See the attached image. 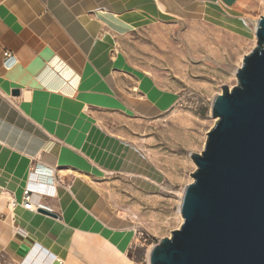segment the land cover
Wrapping results in <instances>:
<instances>
[{
    "label": "crops",
    "instance_id": "1",
    "mask_svg": "<svg viewBox=\"0 0 264 264\" xmlns=\"http://www.w3.org/2000/svg\"><path fill=\"white\" fill-rule=\"evenodd\" d=\"M93 1L0 0V255L7 257L0 264H120L122 253L131 261L132 225L115 217L85 179L129 171L139 156L109 121L161 116L174 95L146 73H126L122 56L113 54L118 32L96 9L134 27L120 33L128 34L167 15L197 19L209 3L184 0V16L166 4L179 7L181 0ZM91 21L100 23L96 33ZM6 52L16 60L11 68L4 65ZM35 173L49 196L34 201L57 217L9 209L8 194L21 202Z\"/></svg>",
    "mask_w": 264,
    "mask_h": 264
},
{
    "label": "rangeland",
    "instance_id": "2",
    "mask_svg": "<svg viewBox=\"0 0 264 264\" xmlns=\"http://www.w3.org/2000/svg\"><path fill=\"white\" fill-rule=\"evenodd\" d=\"M221 1L226 2L225 12L216 8L215 0H208L212 13L229 23L241 19L247 34L236 22L238 27L234 23L229 27L202 16L175 20L169 15L128 34H115L113 54L122 56L130 68L126 73L133 77L131 73H146L158 89L174 95L173 107L161 116L109 121L145 162L135 156L129 171L98 181L85 177L111 213L132 225L134 238L127 257L133 264H149V249L181 228V199L197 171L191 155L205 150L207 134L217 123L211 115L213 102L223 87L238 85L236 72L256 47L253 34L264 16V0ZM0 259L7 257L1 254Z\"/></svg>",
    "mask_w": 264,
    "mask_h": 264
},
{
    "label": "water",
    "instance_id": "3",
    "mask_svg": "<svg viewBox=\"0 0 264 264\" xmlns=\"http://www.w3.org/2000/svg\"><path fill=\"white\" fill-rule=\"evenodd\" d=\"M256 38L238 85L213 102L205 150L191 155L197 171L183 195L184 222L152 248L149 264H264V16Z\"/></svg>",
    "mask_w": 264,
    "mask_h": 264
},
{
    "label": "bare ground",
    "instance_id": "4",
    "mask_svg": "<svg viewBox=\"0 0 264 264\" xmlns=\"http://www.w3.org/2000/svg\"><path fill=\"white\" fill-rule=\"evenodd\" d=\"M190 1V0H189ZM192 1V0H191ZM215 2H216V8H219L220 9V7L222 8V10L224 9L225 11H226V7H225V5H226V2H222L221 0H215ZM97 2H94L93 0H91V4H93V5H95ZM189 3V2H188ZM167 5H168V9H170L171 11H173V12H181L184 16H185V12L188 10V6L187 7H185V5H186V2L184 1V0H181V3H180V6L179 7H177V6H174L173 5V2L171 3V2H169V3H166ZM195 4V3H194ZM204 6H206V7H204L205 8V11L204 12H202V17L204 18V19H206V20H211V21H213L214 23H216V24H219V25H227V24H229V27L231 26V23H234V26H236L235 25V22L237 23V25L240 27V28H238L239 30H241L242 31V33H244V34H247V32H248V29H247V26L244 24V22H242V20L241 19H236V21H232V22H227V20L226 19H224V18H220V17H222V16H220L219 17V15H217V14H214V13H212L213 11H212V7L210 6V3L209 4H207V5H204ZM189 7H191V6H189ZM92 8V7H91ZM192 8V7H191ZM190 8V9H191ZM183 10H185V11H183ZM193 10V9H192ZM222 11V12H225V11ZM194 11H198L199 12V10L198 9H195L194 8ZM180 13V15H181V17H183V15ZM96 14H97V16H98V18H100V19H102V21H104L106 24H108L110 27H112L115 31H117V32H119V33H127L128 31H131V30H133V28L134 27H132V26H130L128 23H126L125 21H123L122 19H120L116 14H114V13H108V12H102V11H100V10H97L96 9ZM188 16L190 17V15L189 14H186V18H188ZM238 16V15H237ZM237 18V17H236ZM241 20V21H240ZM100 22V21H99ZM91 25H92V27H91V30H94L93 32H97L98 31V29H99V27H100V23H96V22H93V21H91ZM238 26H236V27H238ZM102 27V26H101ZM107 27V26H106ZM256 34V29H255V32H254V36H256L255 35ZM107 39H109L108 38V36H107ZM112 47V46H111ZM172 101V99L170 98V103H172L171 102ZM40 175V174H39ZM39 175L37 174V173H35V175H31V179H30V176H28V178H27V180H26V182H27V186H30V187H33V188H35V189H37L38 191H40V192H42L43 194H47V193H49V190L46 188V186L48 185L47 183H41V182H43V180H41V179H39ZM54 177V176H53ZM49 182V181H48ZM36 184V185H35ZM55 184V183H54ZM54 186V185H53ZM80 189V188H79ZM91 190V189H90ZM95 195V194H94ZM39 196H41V195H39ZM98 196V195H97ZM99 198V197H98ZM7 200V199H6ZM182 200H183V197H182V199H181V203H180V209H181V205H182ZM102 202V201H101ZM99 203H100V200H99ZM99 203H98V205L97 206H99ZM103 203V202H102ZM105 204V203H104ZM101 205V204H100ZM104 207V206H103ZM103 207H101V208H103ZM100 209V206L98 207V210ZM102 210V209H101ZM39 212H34V214H38ZM99 213H100V210H99ZM18 214L19 213H14L13 214V217H12V220H13V223H12V225H14V222L15 221H17L20 217L18 216ZM21 216V215H20ZM30 216V215H29ZM35 217V216H34ZM37 217V216H36ZM35 217V218H36ZM27 218V217H26ZM25 218V219H26ZM33 218V217H32ZM40 219V218H39ZM111 220V219H110ZM34 221V220H33ZM45 221V220H44ZM19 222V221H18ZM30 222V221H29ZM35 222V221H34ZM17 223V222H16ZM18 224V223H17ZM16 224V225H17ZM43 224V223H42ZM16 225H14V226H16ZM37 225H39V224H37ZM103 226V225H102ZM35 229V228H34ZM112 231V230H111ZM128 231V230H127ZM17 233V232H16ZM121 233V232H120ZM111 234V233H110ZM109 234V235H110ZM118 234V233H117ZM131 234V233H130ZM119 235V234H118ZM118 235H116V236H118ZM122 235V234H121ZM121 235H119L120 237L119 238H122L121 237ZM130 236V235H129ZM128 237V236H127ZM127 237H125V239L127 238ZM131 237V236H130ZM124 240V239H123ZM118 241V240H117ZM122 241V240H121ZM119 242V241H118ZM35 243V242H34ZM118 244V243H117ZM107 245V244H106ZM106 247V246H105ZM110 248V247H109ZM112 249V248H111ZM115 250V249H114ZM151 250L152 249H149V255H150V252H151ZM149 257V256H148ZM122 261H121V263L120 264H133L131 261H128L126 258H125V256H124V254L122 253Z\"/></svg>",
    "mask_w": 264,
    "mask_h": 264
},
{
    "label": "built area",
    "instance_id": "5",
    "mask_svg": "<svg viewBox=\"0 0 264 264\" xmlns=\"http://www.w3.org/2000/svg\"><path fill=\"white\" fill-rule=\"evenodd\" d=\"M4 57H5L4 65L6 66V68H11L16 62L15 57L9 52H6L4 54ZM35 195L49 196L47 194H43L42 192L38 191L37 189L33 187L27 186L23 192L21 202L16 201V199L13 196L8 194L7 196L8 207L10 210H14L17 206H21L24 210L35 212V213L39 212L40 209L50 211V210H47V208L43 204L35 203L34 201Z\"/></svg>",
    "mask_w": 264,
    "mask_h": 264
}]
</instances>
